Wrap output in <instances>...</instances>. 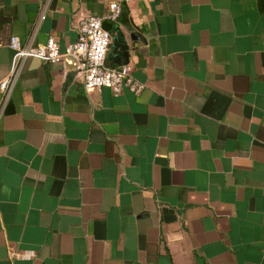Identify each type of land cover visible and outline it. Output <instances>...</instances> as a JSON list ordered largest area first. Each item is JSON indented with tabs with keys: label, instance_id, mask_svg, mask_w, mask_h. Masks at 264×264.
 I'll list each match as a JSON object with an SVG mask.
<instances>
[{
	"label": "crops",
	"instance_id": "crops-1",
	"mask_svg": "<svg viewBox=\"0 0 264 264\" xmlns=\"http://www.w3.org/2000/svg\"><path fill=\"white\" fill-rule=\"evenodd\" d=\"M113 1L140 94L70 57L0 89V264H264V0H0V81Z\"/></svg>",
	"mask_w": 264,
	"mask_h": 264
},
{
	"label": "built area",
	"instance_id": "built-area-1",
	"mask_svg": "<svg viewBox=\"0 0 264 264\" xmlns=\"http://www.w3.org/2000/svg\"><path fill=\"white\" fill-rule=\"evenodd\" d=\"M121 11V3L113 1L104 17L95 14L83 15L78 23V39L65 49H61L54 37H49L45 43L34 46L24 43L18 36H12L8 42V46L13 51L11 66L8 75L0 81V89L8 94L28 58H38L57 64L70 57L75 62V77L87 89L108 86L116 94L125 88L135 94H140L144 89V84L131 75L128 65L114 67L107 64L112 34L104 27L103 19L117 20ZM44 17L43 14L41 18ZM34 254L33 250H26L21 255L25 258H32ZM12 255L18 254L12 252Z\"/></svg>",
	"mask_w": 264,
	"mask_h": 264
},
{
	"label": "water",
	"instance_id": "water-1",
	"mask_svg": "<svg viewBox=\"0 0 264 264\" xmlns=\"http://www.w3.org/2000/svg\"><path fill=\"white\" fill-rule=\"evenodd\" d=\"M114 52L120 56V64H126L129 61L130 45L121 34L114 38Z\"/></svg>",
	"mask_w": 264,
	"mask_h": 264
}]
</instances>
